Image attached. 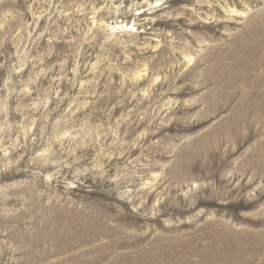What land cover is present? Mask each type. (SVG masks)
<instances>
[{
    "label": "rangeland",
    "instance_id": "1",
    "mask_svg": "<svg viewBox=\"0 0 264 264\" xmlns=\"http://www.w3.org/2000/svg\"><path fill=\"white\" fill-rule=\"evenodd\" d=\"M0 264H264V0H0Z\"/></svg>",
    "mask_w": 264,
    "mask_h": 264
}]
</instances>
